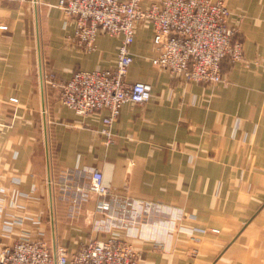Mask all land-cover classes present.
Wrapping results in <instances>:
<instances>
[{
  "label": "crops",
  "instance_id": "1",
  "mask_svg": "<svg viewBox=\"0 0 264 264\" xmlns=\"http://www.w3.org/2000/svg\"><path fill=\"white\" fill-rule=\"evenodd\" d=\"M58 2L0 0V250L25 234L72 254L94 237L99 197L75 205L63 192L86 185L84 167L96 166L115 206L142 199L184 210L169 248L135 242L141 264H264V0H226L253 62L226 66L227 85L153 66L154 28L138 23L126 81L153 93L122 108L109 145L97 132L106 112L77 115L43 80L114 67L122 38L100 33L85 51Z\"/></svg>",
  "mask_w": 264,
  "mask_h": 264
},
{
  "label": "built area",
  "instance_id": "2",
  "mask_svg": "<svg viewBox=\"0 0 264 264\" xmlns=\"http://www.w3.org/2000/svg\"><path fill=\"white\" fill-rule=\"evenodd\" d=\"M57 7L75 20L71 39L87 52L95 49L100 33L122 38L114 67L78 70L66 81L51 76L43 80L56 89L58 101L77 115L107 113L97 131L107 145L114 142L112 129L122 108L143 105L152 97L151 83L126 81L134 62L131 46L138 23L154 28L152 42L157 54L152 65L184 82L225 84L226 61L249 66L243 45L235 36L233 13L224 0H59ZM0 29L7 30V26L0 25ZM83 171L88 174V183H67L63 198L82 205L92 194L99 197L101 216L94 222V237L70 254L64 245L52 247L44 238L23 234L12 246L0 250V264H141L136 241L144 239L169 248L173 223L185 218L183 209L142 199L117 207L116 195L104 184L102 171L96 166ZM65 175L68 181L71 173Z\"/></svg>",
  "mask_w": 264,
  "mask_h": 264
},
{
  "label": "rangeland",
  "instance_id": "3",
  "mask_svg": "<svg viewBox=\"0 0 264 264\" xmlns=\"http://www.w3.org/2000/svg\"><path fill=\"white\" fill-rule=\"evenodd\" d=\"M225 2H226V0H224ZM226 4H227V2H226ZM228 6V5H227ZM231 10V9H230ZM232 11V10H231ZM232 13H233V15H232V26H233V29L235 30V36H236V38L237 39H239L240 41H241V43H242V45H243V48H244V39H243V35H242V33H241V30H240V25H241V18L240 17H238V13H235V12H233L232 11ZM244 58H245V60L249 63V66L251 65V64H253V62H249L247 59H246V57H245V53H244ZM235 64H237V63H232V62H230V61H226L224 64H223V73H224V76H225V68H226V66H230V65H235ZM241 65H243L244 67H247L246 65H244V64H242L241 63ZM248 66V67H249ZM226 78V77H225ZM228 84V81H227V79H226V83L225 84H223V85H227ZM190 255H192V256H194L195 255V253H191Z\"/></svg>",
  "mask_w": 264,
  "mask_h": 264
}]
</instances>
